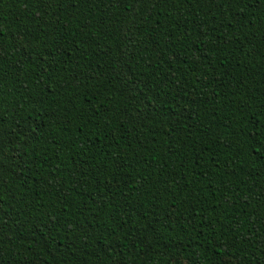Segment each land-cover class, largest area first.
Listing matches in <instances>:
<instances>
[{
    "label": "trees",
    "instance_id": "trees-1",
    "mask_svg": "<svg viewBox=\"0 0 264 264\" xmlns=\"http://www.w3.org/2000/svg\"><path fill=\"white\" fill-rule=\"evenodd\" d=\"M0 264H264V0H0Z\"/></svg>",
    "mask_w": 264,
    "mask_h": 264
}]
</instances>
